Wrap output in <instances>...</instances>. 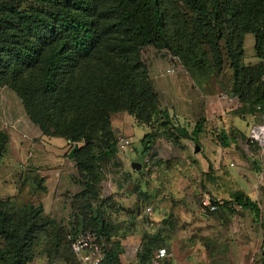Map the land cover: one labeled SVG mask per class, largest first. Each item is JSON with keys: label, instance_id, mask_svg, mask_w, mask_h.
Returning a JSON list of instances; mask_svg holds the SVG:
<instances>
[{"label": "rangeland", "instance_id": "obj_1", "mask_svg": "<svg viewBox=\"0 0 264 264\" xmlns=\"http://www.w3.org/2000/svg\"><path fill=\"white\" fill-rule=\"evenodd\" d=\"M0 3L34 5L17 0ZM161 9L167 27H175L176 10L189 15L179 1L163 0ZM111 37L99 45V53L106 52L109 59L103 74L125 69L133 82L137 110L134 114L111 110L105 121L98 94H88L84 111L89 128L114 145V158L99 164L93 197L61 185V209L56 218L50 216L56 227L47 225L36 233L32 258L25 264H75L68 237L80 224L91 226L94 218L103 223L105 233H99L104 251L117 253L120 264H151L159 247L168 253L162 264H264V144L250 137L251 127L264 128V101L252 102L262 91L264 75L252 35L246 33L242 40L240 64L248 73L236 78L222 39L212 48L193 47L195 56L188 60L184 33L181 40L178 33L170 35L166 47L146 44L138 54L123 47L121 31ZM168 54L177 59L169 74L164 71L169 67ZM232 85L241 90L242 98L232 92ZM197 121L200 130L193 136ZM0 132L6 135L0 151V206L12 214L26 203L41 204L39 198L48 185L33 154L39 146L45 152L52 149L42 145L44 135L7 84H0ZM146 132L153 138L144 152L140 138ZM220 132L227 145L218 140ZM118 134L129 142L122 151L116 148ZM60 138L63 142L53 140L54 145L66 160L74 142ZM90 151L98 154L95 145ZM133 161L140 164L138 169L130 167ZM73 167L69 181L76 184L80 179ZM235 190L257 204V216L232 202L230 193ZM209 199L215 201L212 209L204 204ZM144 242L149 243V253Z\"/></svg>", "mask_w": 264, "mask_h": 264}, {"label": "trees", "instance_id": "obj_2", "mask_svg": "<svg viewBox=\"0 0 264 264\" xmlns=\"http://www.w3.org/2000/svg\"><path fill=\"white\" fill-rule=\"evenodd\" d=\"M17 1L34 5L21 8L19 4L0 3V84H7L20 97L29 121L42 135L82 142L72 157L81 196H94L99 164L115 155L114 145L89 128L84 111L88 94H98L100 115L105 121L111 110L124 109L130 114L137 110L133 82L125 69L103 74V66L109 59L106 52L99 53V45L114 39L112 33L121 31L125 36L123 47L136 54L146 44L166 47L170 35L178 33L181 40L184 33L188 37L185 46L190 52L188 60L195 56L193 47L206 44L212 48L215 41L222 39L234 78L248 73L240 59L243 36L250 33L264 75V0H171L183 3L189 12L187 15L176 10L175 27L165 26L163 0ZM261 85L262 91L255 95L254 104L264 101V80ZM232 92L238 98L243 97L236 85H232ZM199 130L197 121L191 134L196 136ZM152 138L151 132L141 136L142 151L148 150ZM218 140L227 145L223 132ZM5 141L6 135L0 132V151ZM93 145L98 149L95 156L90 151ZM230 197L239 208L258 215L257 204L240 190L231 192ZM212 202L215 203L213 199ZM53 220L44 215L40 203L37 206L26 203L12 214L0 206V264L29 261L36 233L47 225L55 228ZM102 226V221L94 218L91 226L80 224L71 231L67 242L75 264L69 238L84 230L93 232L101 243L103 256L98 264H120L117 253L103 249L99 233L104 232ZM142 246L146 253L150 252L148 242Z\"/></svg>", "mask_w": 264, "mask_h": 264}, {"label": "crops", "instance_id": "obj_3", "mask_svg": "<svg viewBox=\"0 0 264 264\" xmlns=\"http://www.w3.org/2000/svg\"><path fill=\"white\" fill-rule=\"evenodd\" d=\"M44 141H41L42 145L52 149V151H44V148L39 146L38 152H34L33 160L37 164L36 168L40 171L39 173H43L44 182L47 183L48 189L42 193L39 200L42 204L43 212L48 214L49 216L56 218L57 212L61 209V202L59 193L61 191V185H68V190L72 192H76L79 190V187L69 181L70 176L73 170V162L69 161L66 157V160H62V154L58 153L53 140H61L60 137H52V136H43ZM63 141H57L58 144ZM69 182V183H68ZM53 185L54 188L53 189ZM57 199L56 203L55 200ZM51 201V205H50ZM52 202H54L52 204Z\"/></svg>", "mask_w": 264, "mask_h": 264}, {"label": "built area", "instance_id": "obj_4", "mask_svg": "<svg viewBox=\"0 0 264 264\" xmlns=\"http://www.w3.org/2000/svg\"><path fill=\"white\" fill-rule=\"evenodd\" d=\"M169 67L165 68V73L169 74L174 71V67L177 64L176 57L169 55ZM262 126H253L250 129V137L257 140L258 144L263 145L262 139L258 137L261 134ZM116 148L119 151L125 149L129 144L128 140L121 134L115 137ZM204 204L209 205L210 208H214L212 203L205 201ZM149 211V208L145 209ZM69 248L72 252L77 264H98L102 259L103 252L101 249V243L96 240L93 232L89 230L78 231L69 238ZM168 255L164 247L155 249L151 264H161L163 259ZM53 264H62L61 262H54Z\"/></svg>", "mask_w": 264, "mask_h": 264}, {"label": "water", "instance_id": "obj_5", "mask_svg": "<svg viewBox=\"0 0 264 264\" xmlns=\"http://www.w3.org/2000/svg\"><path fill=\"white\" fill-rule=\"evenodd\" d=\"M77 148V145L76 143H74V145L69 149V151L67 152L66 154V157L68 159L72 158L73 157V153H74V150ZM130 167L133 168V169H138L140 167V164L138 162H131L130 163ZM209 202L211 203L212 202V199H209Z\"/></svg>", "mask_w": 264, "mask_h": 264}, {"label": "bare ground", "instance_id": "obj_6", "mask_svg": "<svg viewBox=\"0 0 264 264\" xmlns=\"http://www.w3.org/2000/svg\"><path fill=\"white\" fill-rule=\"evenodd\" d=\"M261 130L262 132L258 135V137L262 139V142H264V128L262 127Z\"/></svg>", "mask_w": 264, "mask_h": 264}]
</instances>
